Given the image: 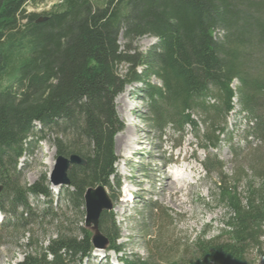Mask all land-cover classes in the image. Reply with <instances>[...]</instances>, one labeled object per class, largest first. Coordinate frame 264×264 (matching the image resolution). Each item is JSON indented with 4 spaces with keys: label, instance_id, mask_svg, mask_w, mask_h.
Returning a JSON list of instances; mask_svg holds the SVG:
<instances>
[{
    "label": "trees",
    "instance_id": "1",
    "mask_svg": "<svg viewBox=\"0 0 264 264\" xmlns=\"http://www.w3.org/2000/svg\"><path fill=\"white\" fill-rule=\"evenodd\" d=\"M42 2L0 0V211L6 214L0 226L26 230L30 195L49 199L44 215L51 216L50 225L71 224L53 214L46 179L30 187L20 182L21 160L43 141L52 142L58 156L84 159L70 169L63 191L64 218L72 211L84 218L87 190L112 189L116 177L114 138L123 124L114 100L127 86L141 84L145 119L162 135L191 128L202 149L218 150L237 104L249 122L245 141L259 145V159L253 156L232 177L224 178L217 156L209 158L219 178L216 202L228 210L226 230L196 242L189 261L168 264H247L250 249L264 259V0H58L42 14L27 11ZM146 36L158 44L142 53L133 43ZM83 223L76 234L60 231L46 247L27 252L23 264H91L93 233ZM99 230L111 251L124 254L108 211ZM119 261L158 264L125 254Z\"/></svg>",
    "mask_w": 264,
    "mask_h": 264
},
{
    "label": "rangeland",
    "instance_id": "2",
    "mask_svg": "<svg viewBox=\"0 0 264 264\" xmlns=\"http://www.w3.org/2000/svg\"><path fill=\"white\" fill-rule=\"evenodd\" d=\"M57 1L43 0L37 7L28 6L27 11L42 14L51 10ZM120 44L122 48L126 44L122 37ZM157 44L156 38L146 36L134 42L133 47L146 53ZM125 70V65L120 66V73L124 74ZM151 83L159 82L153 79ZM143 88L141 84L129 85L114 100L115 110L123 127L114 138L118 162L116 177L112 178L113 188H107L110 196H113L114 203L109 213L117 222L120 230L118 244L124 247L125 255L140 257L158 264L189 261L195 252L196 242L202 238L216 239L226 230L224 222L227 221L228 210L216 202V183L219 178L218 174L212 173V168L208 166L209 158L217 156L225 165L222 172L224 178L232 177L236 175L238 168L246 170L253 156H256L255 160L259 159L254 152L259 145L252 139L245 141L249 122L240 113L241 108L237 104L235 111L227 118L226 135L223 136L224 142L218 150H201L203 146L197 136L195 137L197 131L191 128H187L184 133L169 128L165 135H162L145 119L149 114V108L146 106L147 98ZM199 127L198 132L201 135L204 133V126ZM127 132L132 138L139 140L135 142L136 150L125 156L124 150L117 152L116 139L123 138L122 136ZM171 147L178 149L177 152L171 153ZM234 151L238 155L237 159L233 154ZM184 156L189 158L188 162L193 167L189 180L192 189L173 193L171 198H167L166 195L170 194L168 192L170 190L166 188V176L161 171L167 170L171 173L170 170L174 169V165L169 166L170 162L180 163V167L184 168L186 165L183 161ZM57 159V149L52 142L43 141L31 145L20 163V182L30 187L46 179L54 195L51 200L53 214L63 221L68 218L71 224L64 223L59 226L58 221L55 220V225H50L51 216L44 215L51 209L48 205L49 199L42 196H28L33 210L29 215H25V218L29 219L26 230L17 231L9 227L10 225L9 228L0 226V237L2 236L0 264H20L27 252L32 253L37 247H46L50 239L58 237L57 233L60 231L67 230L76 234L77 227L85 221L86 213L80 220L73 211L68 217L63 216L65 213L63 210L66 208L63 191L69 186L59 192V188L54 187L50 182V175ZM49 163L53 166L50 167ZM205 166L209 167L208 171ZM117 180L120 181L121 188H117ZM250 180H253V177ZM226 182L229 183L230 180L227 179ZM257 182L259 181L255 179V184ZM9 209L5 206L6 211H10ZM42 216L46 217L43 224L40 219ZM3 218L0 214V222ZM31 240L33 246L29 247ZM260 248L263 254L264 239L261 240ZM124 254L111 251L108 245L105 250L95 249L89 260L91 264H122L119 257ZM260 255L258 250L250 249L247 264H264ZM85 264H88V261Z\"/></svg>",
    "mask_w": 264,
    "mask_h": 264
},
{
    "label": "water",
    "instance_id": "3",
    "mask_svg": "<svg viewBox=\"0 0 264 264\" xmlns=\"http://www.w3.org/2000/svg\"><path fill=\"white\" fill-rule=\"evenodd\" d=\"M74 164H85L83 159H78L72 157L67 159L64 157H59L57 163L54 167L53 175L51 178L52 183L55 186H68L70 181L68 178V173ZM2 191V188H0ZM86 205V226H94V229H98L100 217L104 210H110L112 207V201L103 187H98L96 189L88 190L85 196ZM94 244L98 248H104L108 243L107 239L98 233L94 237Z\"/></svg>",
    "mask_w": 264,
    "mask_h": 264
},
{
    "label": "bare ground",
    "instance_id": "4",
    "mask_svg": "<svg viewBox=\"0 0 264 264\" xmlns=\"http://www.w3.org/2000/svg\"><path fill=\"white\" fill-rule=\"evenodd\" d=\"M123 138L120 139V137H117L116 139V144H117V152L120 153V150H124L125 151V156H127L128 154H130L131 152H133L134 150H136L135 148V142L137 140H139V138H132V136L129 134V132H127L125 135L122 136ZM131 156V155H130ZM59 157H63V156H58ZM72 157H75V158H78V159H83L80 155H71L69 157H64V158H67V159H71ZM58 160V159H57ZM84 160V159H83ZM183 161L186 163L185 167L181 170V172L184 173V176L183 178L180 177V173L179 171H177L176 173H174V176L171 175V173L167 170H162L161 172H163V174L166 176L165 179H166V182H165V185H167V189H169L170 191H168L170 194L169 195H166L167 198H171V194L173 193H178V192H181L185 189H189L191 188L190 185L191 183L189 182L190 180V174H191V171L193 170V167L191 166V164L188 162L189 161V158L187 156L184 157ZM57 163V162H56ZM50 167L53 166L52 163H49ZM81 166V164H74L73 166ZM72 166V167H73ZM71 167V168H72ZM165 169V168H164ZM54 171V170H53ZM53 171L50 175V182L52 183L51 181V178H52V175H53ZM158 171V170H157ZM160 173V172H159ZM179 178H182V179H179ZM53 186H55L53 183H52ZM100 187H103L104 190L106 191L107 194H109L108 192V189L102 185H100ZM2 188V187H0ZM192 189V188H191ZM190 189V190H191ZM163 192V190L161 189V193ZM188 192V191H187ZM191 193V192H190ZM110 195V194H109ZM176 195V194H175ZM111 197V196H110ZM113 201V200H112ZM184 202V201H183ZM187 203V202H186ZM182 204V203H181ZM113 206H114V203L112 202V207L109 211H111L113 209ZM181 206V205H180ZM106 238V237H104ZM107 239V238H106ZM108 243L105 245L104 248H98L95 246L94 244V241H93V245H94V248L95 249H98V250H105V248L109 245V240L107 239Z\"/></svg>",
    "mask_w": 264,
    "mask_h": 264
}]
</instances>
